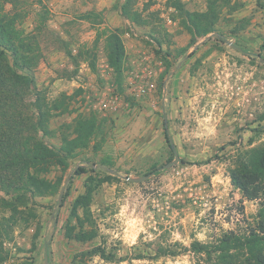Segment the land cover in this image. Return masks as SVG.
<instances>
[{"label":"rangeland","instance_id":"1","mask_svg":"<svg viewBox=\"0 0 264 264\" xmlns=\"http://www.w3.org/2000/svg\"><path fill=\"white\" fill-rule=\"evenodd\" d=\"M15 1L50 113L48 133L35 137L58 153L78 119L95 116L99 128L89 148L60 154L40 174L52 193L0 191L2 264H210L229 238L232 248L247 246L259 232L260 203L246 200L230 173L264 150V0L218 2L214 32L194 44L172 3L202 13L212 0H131L140 24L121 16L125 0ZM108 30L118 31L126 51L120 85L106 57ZM33 103L27 96L22 107L31 123ZM175 154L177 165L144 183L121 178L142 177ZM80 167L86 174H75ZM88 186L89 207L77 215L90 239L75 242L65 227L79 231L71 207ZM195 243L210 257L193 253Z\"/></svg>","mask_w":264,"mask_h":264},{"label":"trees","instance_id":"2","mask_svg":"<svg viewBox=\"0 0 264 264\" xmlns=\"http://www.w3.org/2000/svg\"><path fill=\"white\" fill-rule=\"evenodd\" d=\"M220 1L223 4L229 2V0H212L208 3L207 10L202 13H190L184 9L181 1H173V8L184 17L192 34L191 44L195 43V38H205L214 32L218 21L216 5ZM130 2L131 0H125L121 6V16L132 23L140 24V15L131 10ZM5 5H10L11 9L6 11ZM15 5V0H0V191L4 194L42 196L52 193L55 185L42 178L40 174L46 172L49 164L57 160L60 154L64 157H72L76 150L89 148L98 131L99 121L95 116L78 119L73 129V138L66 141L58 153L35 137L38 132H42L43 135L48 133L47 122L50 113L44 97L35 87L33 75L35 59L30 56L32 45L29 37H26L19 27L20 14L15 12ZM105 36L107 61L115 73L117 84L120 85L126 58L125 47L117 30H108ZM91 69L95 70L94 60ZM27 96H34L33 104L37 117L35 123L28 121L22 111ZM163 136L172 149L173 145L165 124ZM104 165L109 171L110 165ZM163 172L165 170L154 168L150 173L158 176ZM75 174H86V169L80 167ZM91 180L90 177L89 182ZM107 180L109 177L98 179L97 182L104 183ZM230 182L246 200L259 201L260 213L257 226L259 232L254 231L251 241L244 247L232 248L234 241L230 238L225 240L223 249H218V252L224 254L210 264H264V150L252 153L241 167L233 170L230 173ZM93 189L88 186L85 194L78 196L72 204L70 218L76 220L79 231L75 232V227L66 225L65 237L75 242H86L90 239L89 234L83 232V222L78 217L77 211L80 208L88 209ZM67 196L68 193L60 196V204H63ZM9 206V210L15 215L17 208L13 204ZM1 227L2 223H0ZM260 234H263V237ZM233 250H237V254H231ZM191 251L208 257L212 254L208 246L200 243L193 244ZM93 254L102 256L103 253L95 248ZM3 261V257L0 256V264Z\"/></svg>","mask_w":264,"mask_h":264},{"label":"water","instance_id":"3","mask_svg":"<svg viewBox=\"0 0 264 264\" xmlns=\"http://www.w3.org/2000/svg\"><path fill=\"white\" fill-rule=\"evenodd\" d=\"M232 47L235 48L237 51L242 52L241 49L236 48L234 46H232ZM179 162H180V159L177 156V154H175L174 159L171 162H169V163L165 164L164 166H162L161 168H159V170H168V169L172 168L173 166L177 165ZM99 168L107 170V168L102 167V166H99ZM113 174L116 176H120L117 173H113ZM153 175H154V173H150V174L144 175L142 177H137V178L131 177L128 175V176H121V178L125 182H128V183L139 184V183H144V182L148 181Z\"/></svg>","mask_w":264,"mask_h":264},{"label":"built area","instance_id":"4","mask_svg":"<svg viewBox=\"0 0 264 264\" xmlns=\"http://www.w3.org/2000/svg\"><path fill=\"white\" fill-rule=\"evenodd\" d=\"M150 88H153V86L151 85ZM106 103L103 105V108H106Z\"/></svg>","mask_w":264,"mask_h":264},{"label":"flooded vegetation","instance_id":"5","mask_svg":"<svg viewBox=\"0 0 264 264\" xmlns=\"http://www.w3.org/2000/svg\"><path fill=\"white\" fill-rule=\"evenodd\" d=\"M238 52H240V51H238ZM240 53H242V54L246 55V53H244V52H240Z\"/></svg>","mask_w":264,"mask_h":264}]
</instances>
